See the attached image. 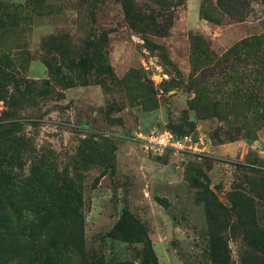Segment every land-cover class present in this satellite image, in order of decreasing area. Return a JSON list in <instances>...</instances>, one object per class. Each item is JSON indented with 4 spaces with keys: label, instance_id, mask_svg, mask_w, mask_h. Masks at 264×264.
<instances>
[{
    "label": "rangeland",
    "instance_id": "rangeland-1",
    "mask_svg": "<svg viewBox=\"0 0 264 264\" xmlns=\"http://www.w3.org/2000/svg\"><path fill=\"white\" fill-rule=\"evenodd\" d=\"M202 1L185 0L157 37L121 0H0L24 7L0 26V123L17 122L21 144L20 168L1 169L0 213L35 223L11 264H264L230 205L244 171L264 170V78L228 82L222 62L264 35V3L216 23ZM14 74L29 84L16 90ZM166 129L204 132L206 150L146 153L143 137Z\"/></svg>",
    "mask_w": 264,
    "mask_h": 264
},
{
    "label": "trees",
    "instance_id": "trees-1",
    "mask_svg": "<svg viewBox=\"0 0 264 264\" xmlns=\"http://www.w3.org/2000/svg\"><path fill=\"white\" fill-rule=\"evenodd\" d=\"M203 0L200 6V16L210 22L218 23L219 11L235 17H244L252 12L254 5H258L260 0ZM29 2V1H28ZM27 2V3H28ZM264 3V0H261ZM26 3V5H27ZM185 0H153L156 7H150L146 0H121L123 11L131 26L138 28V32L152 36L163 37L168 35L173 24V16L176 9L183 6ZM24 7L13 5H0V26L9 24L10 19H15L14 15H20ZM12 14V15H11ZM14 14V15H13ZM264 44V35L245 38L236 43L222 57L226 68L232 71V74H225V79L230 82L231 77L238 75L240 80H248L252 77L254 81L264 78V55L261 54V46ZM236 69H240L237 72ZM15 89L29 84L28 80L16 78L11 75ZM238 94V93H237ZM210 104L215 103L209 102ZM18 123L4 122L0 123V188L1 181L5 178L3 167L15 164L20 168L18 161L20 142L16 141L13 133ZM174 132L177 136H183L187 133ZM24 148V146L22 147ZM15 154L17 157L13 158ZM12 168V166H11ZM243 180L233 186V193L230 195L232 211L237 220L245 225L236 224L243 245L250 249L263 259L264 262V170L258 168H247L244 171ZM17 182L7 185L9 189H20L28 178H17ZM34 181L31 180V184ZM249 195L253 196L249 200ZM26 209H18L9 206V209L0 213V261L3 264H11V260H20L28 257L24 250H20L18 236H22L24 230H31L35 226L34 220L24 212ZM245 218V219H244ZM13 247L9 250V247ZM27 249L33 252L46 250L44 246H29ZM15 255H12V254ZM250 264V263H249Z\"/></svg>",
    "mask_w": 264,
    "mask_h": 264
},
{
    "label": "built area",
    "instance_id": "built-area-1",
    "mask_svg": "<svg viewBox=\"0 0 264 264\" xmlns=\"http://www.w3.org/2000/svg\"><path fill=\"white\" fill-rule=\"evenodd\" d=\"M143 148L146 153L158 155L167 150L202 152L207 147V135L196 130L193 133L177 136L171 130L150 131L143 137Z\"/></svg>",
    "mask_w": 264,
    "mask_h": 264
}]
</instances>
